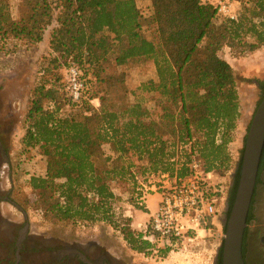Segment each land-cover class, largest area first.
Segmentation results:
<instances>
[{
    "label": "trees",
    "instance_id": "obj_1",
    "mask_svg": "<svg viewBox=\"0 0 264 264\" xmlns=\"http://www.w3.org/2000/svg\"><path fill=\"white\" fill-rule=\"evenodd\" d=\"M11 1L0 0V41L12 35L40 44L56 22L52 61L63 60L67 69L78 67L85 86V97L73 102L67 79L48 66L34 91L23 145L38 148L47 163L45 174L30 180L37 211L57 221L108 222L132 250L148 252L151 246L132 227V219L117 216L114 185L133 177V158L146 163L141 167L144 175L185 178L194 155L206 173L222 176L230 170L228 147L240 102L234 69L220 52L229 47L243 56L264 47V0H241L237 21H219L216 7L200 0H152L149 19L143 18L136 0H20L16 20ZM145 25L152 30L151 39L142 33ZM137 59L151 60L156 67L158 80L140 89L155 95L157 113L141 102H129L125 76L116 70ZM259 88L261 103L264 81ZM94 99L102 102L99 110L91 105ZM67 107L73 113L63 117ZM105 145L114 156L104 152ZM178 152L186 160L172 161ZM241 162L242 157L228 216ZM263 166L264 152L257 186ZM246 235L247 229L244 257ZM222 250L223 242L218 264Z\"/></svg>",
    "mask_w": 264,
    "mask_h": 264
},
{
    "label": "rangeland",
    "instance_id": "obj_2",
    "mask_svg": "<svg viewBox=\"0 0 264 264\" xmlns=\"http://www.w3.org/2000/svg\"><path fill=\"white\" fill-rule=\"evenodd\" d=\"M230 1L235 2L236 9L239 8L238 14H240L242 11L241 0ZM136 3L143 18H151L153 15L152 0H136ZM10 4L13 19L18 20L21 14L20 0H12ZM219 19L221 21L226 18L219 16ZM56 26L57 23L54 22L47 29L44 41L40 44L30 45L12 35L5 41H0V141L2 142L0 162L7 161L8 165L2 169L4 174L0 181L5 188V193H9L11 200L22 209L18 210L11 204H1L5 220L10 219L22 223L23 212H26L29 218V235L36 239V249L40 251L34 254L35 258L30 264H46L44 249L50 245L52 249L60 250L63 249L62 246L65 243L80 244L84 247L97 246V251L99 249L101 253L113 256L121 263L180 264L183 253L168 255L164 252L154 254L150 251L139 253L132 250L124 240L122 232L108 222L57 221L47 218L37 211L38 207L35 202L38 197L30 186V180L33 176L44 175L47 163L38 148L25 149L23 138L27 130L26 119L32 106L34 91L42 82V71L49 66L61 80L66 81L67 79V66L64 61L60 60L57 64L52 61L54 54L50 48V39L53 28ZM142 33L147 39H151L152 30L147 25L143 27ZM220 56L228 61L234 69L240 102V116L233 132L232 142L228 147L231 158L230 170L222 176L217 174L220 180L226 181L232 187L234 174L240 166L249 127L262 99L259 83L264 81V47L243 56L236 55L229 47H225L220 52ZM116 70L125 76V90L129 102H141L152 113H157L159 109L155 106V95L143 93L140 89L142 84L158 80L153 61L137 59L116 68ZM91 105L99 110L102 102L94 99L91 101ZM72 113L73 109L67 107L64 108L62 116L66 117ZM103 150L107 155L114 156L109 145H105ZM186 150L190 154L189 146H186ZM194 156L196 157V155ZM132 160L135 164L132 169L133 177H127L114 185L116 195L114 206L118 217L125 215L126 211H130V207H140L137 205V201L143 192L147 189H155L154 186L159 187L163 181L161 175L142 174L141 167L146 163L138 161L136 158ZM178 160H186L184 154L178 152L172 161L177 162ZM150 194L155 193L150 192L148 195ZM157 198H159V194L156 195L155 199L157 200ZM156 200L153 202L155 203ZM143 211L146 212L144 209ZM224 224H222L221 236L222 234L225 236L226 233ZM247 228L246 262L247 264H264V166L252 208L251 221ZM5 229L8 230V224L3 221L0 225V243L6 241ZM135 230L137 233H142L138 229ZM88 249L92 251L94 248L89 247ZM204 254H202V258L205 257ZM4 257L5 253L0 250V259ZM10 260L14 262V255Z\"/></svg>",
    "mask_w": 264,
    "mask_h": 264
},
{
    "label": "built area",
    "instance_id": "obj_3",
    "mask_svg": "<svg viewBox=\"0 0 264 264\" xmlns=\"http://www.w3.org/2000/svg\"><path fill=\"white\" fill-rule=\"evenodd\" d=\"M200 1L215 6L220 16L238 20V12L230 0ZM66 78L71 99L80 102L85 97L81 71L72 66L67 69ZM189 167L191 174L187 177L179 179L164 175L159 187L143 192L141 200H145L150 192L159 193L161 199L158 210L145 224L143 240L149 242V251L154 254L183 253L194 258L205 253L203 256L207 260L204 263H207L214 260L213 255L222 246L224 236L218 238L216 230L221 225L231 184L220 180L215 172H204L197 157Z\"/></svg>",
    "mask_w": 264,
    "mask_h": 264
},
{
    "label": "water",
    "instance_id": "obj_4",
    "mask_svg": "<svg viewBox=\"0 0 264 264\" xmlns=\"http://www.w3.org/2000/svg\"><path fill=\"white\" fill-rule=\"evenodd\" d=\"M263 152L264 100L257 107L246 136L238 189L234 205L224 224L226 233L223 240L222 264H247L243 252L244 239Z\"/></svg>",
    "mask_w": 264,
    "mask_h": 264
},
{
    "label": "flooded vegetation",
    "instance_id": "obj_5",
    "mask_svg": "<svg viewBox=\"0 0 264 264\" xmlns=\"http://www.w3.org/2000/svg\"><path fill=\"white\" fill-rule=\"evenodd\" d=\"M0 150H2V142L0 141ZM7 157V155H5ZM0 162V178L2 177V174L4 172L2 169L7 165L6 162ZM235 176L233 177V179ZM234 186V182L232 183V189ZM257 188L256 187V195H257ZM231 195L232 190L230 191L229 199L226 204V208L224 209V212L222 214L221 218V225L224 224L223 217L226 220L228 217V212L230 211V203H231ZM254 197V202L255 198ZM11 204L13 206H16L18 210H22L19 208L18 205H16L13 200H11L9 193H5V188L1 184L0 181V225L1 222L6 221L8 224V232L5 229V242L0 243V250H2L5 253V257L0 259V264H30L32 263L34 257V254H37L39 249H36L37 241L35 238H33L31 235H29V218L26 214V212H23V224L19 223L17 221H13L10 219H6L3 216V213L1 210V204ZM254 206V203H253ZM253 208V207H252ZM247 234H248V228H247ZM247 236V235H246ZM245 240V245H246ZM48 248L44 249V252H46V264H136L134 262H119L117 261L113 256H109L107 254L101 253V251L98 249L97 246H87L84 247L80 244H74V243H65L63 244L62 248L60 250H54L51 248L50 245L47 246ZM92 247L94 248L92 251H90L88 248ZM246 249V247H245ZM37 252V253H36ZM15 257L14 262H11V256ZM218 264V262L216 263Z\"/></svg>",
    "mask_w": 264,
    "mask_h": 264
},
{
    "label": "crops",
    "instance_id": "obj_6",
    "mask_svg": "<svg viewBox=\"0 0 264 264\" xmlns=\"http://www.w3.org/2000/svg\"><path fill=\"white\" fill-rule=\"evenodd\" d=\"M233 7L234 9L238 12V7L236 9V4L233 2ZM159 193L155 194H150L146 197L145 200H141L140 198L137 201V205L140 207H130V211H126L125 216L129 217L132 219V227L134 229H138L140 232H142L144 229V225L150 220L151 216L158 210L159 204H160V195L159 198H156V195ZM153 200H156L155 203ZM140 208V209H138ZM146 210V212L143 211ZM142 223L143 226H142ZM222 233V225H219L216 230L217 237L219 238ZM211 241V240H210ZM210 245V244H209ZM220 251V250H219ZM218 254L213 255L214 260L208 261L207 263H204L205 260H207L206 257L202 258L200 256H196L193 258V256L189 255H182V260L180 261V264H216L217 263V257Z\"/></svg>",
    "mask_w": 264,
    "mask_h": 264
}]
</instances>
